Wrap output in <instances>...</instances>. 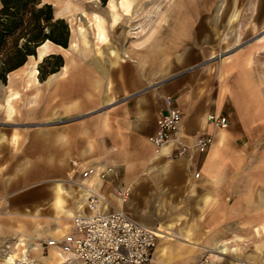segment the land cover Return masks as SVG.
<instances>
[{"label":"crops","instance_id":"obj_1","mask_svg":"<svg viewBox=\"0 0 264 264\" xmlns=\"http://www.w3.org/2000/svg\"><path fill=\"white\" fill-rule=\"evenodd\" d=\"M116 1L109 7L112 23L119 19ZM131 1L121 7L123 14ZM188 18L189 12L184 13L171 38L183 35ZM84 25H74L83 42ZM102 27L105 39L99 40L92 21L94 36L104 45L89 61L76 54L73 63L65 56L58 85L43 86L42 111L35 112L34 98H28L21 118L14 115L22 124L0 129V199L8 202H0V235L37 233L28 227L53 219L54 207L69 221L75 211L64 208L61 185L82 181L81 171L94 167L99 170L92 185L107 196L109 210L123 209L133 220L158 229L151 264H193L207 250L223 253L221 259L211 254L213 264H264V82L253 68V54L235 51L214 70L197 68L190 56L179 58L171 69L155 63L147 69L140 44L127 50L130 44L116 46L103 21ZM128 31L132 37L146 33L139 24L129 25ZM43 43L36 58L29 56L33 62L26 74L34 81L37 61L56 47L66 50L50 40ZM43 45L47 50L39 55ZM19 68L8 78L20 74ZM25 88L28 95L34 93ZM14 95L3 103L9 116L14 98L11 107L6 100ZM167 96L182 118L171 141L156 149L148 137L166 109ZM211 113L224 115L226 127L208 120ZM70 115L76 118L61 120ZM38 119L60 122L27 123ZM204 133L212 141L201 152L192 143ZM182 144L187 147L178 153ZM122 185L130 187L123 203L115 195ZM79 196L76 208L84 201L82 191ZM71 229L69 223L38 232ZM49 255L56 256L49 250L45 259L52 264Z\"/></svg>","mask_w":264,"mask_h":264},{"label":"rangeland","instance_id":"obj_2","mask_svg":"<svg viewBox=\"0 0 264 264\" xmlns=\"http://www.w3.org/2000/svg\"><path fill=\"white\" fill-rule=\"evenodd\" d=\"M43 1L52 5L55 18H62L68 26V45L63 47L66 50L56 47V52H53V54H60L63 60L67 56L74 63L75 55L79 54L89 61L94 50L98 46L104 45L96 39L92 30L93 16L97 14L103 21L108 39L116 46L118 44L121 46L130 44V46H127V50L129 47L134 49L139 44L141 45V54H145L148 60L147 69H150V66H153L154 63L158 66L167 65L172 68L174 62L179 58L190 56L194 58L197 68L211 67L214 70L221 59L223 61L226 56L233 52L245 49L253 54V68L264 82V0H132L127 15L123 14L125 12L123 8L116 9L119 19L114 23L111 22L112 12L109 9L112 0L110 2H108L109 0ZM186 12H189V18L184 23L186 28L183 35L177 39L171 38ZM232 12L235 13L233 20L230 19ZM213 18H216L217 22ZM75 23L79 26L85 24L86 39L84 42L74 31ZM135 24L142 25L146 33L135 34L136 37H132L133 34L128 29L129 25ZM71 41H76L77 45H70ZM234 45V49L226 51ZM32 56L33 58L37 57L36 53ZM44 57L35 64L38 70L36 81L26 74V69L31 68L33 62V58L29 56L19 66L20 68L17 67L20 74L9 79L8 73L5 82L0 80L1 130L7 128L8 123L22 124V121H14V115H19V118H21V110L25 111L28 98L29 100L34 98L35 112H41L43 86L55 87L58 85V71L60 68L53 72L55 74L51 77L50 75L53 73L46 75L43 80L39 78L41 74H46L57 61L55 58L47 61L42 66L41 74H39V65ZM25 87H29L34 93L28 95ZM32 87L34 88L32 89ZM13 92L17 94V97L12 100V111L9 116V111L3 106V103L5 97ZM74 118H76L75 115H70L61 120H74ZM59 122V119H38L27 123L43 126L58 124ZM61 186L66 191L62 194L64 208L68 211H76L77 201L81 198L79 196L81 191L71 181H66ZM69 223H71V219L67 221L65 214L54 207L53 219L46 222L36 221L32 227H28V230H35V232L52 230ZM48 259L56 261V257L52 255H49ZM3 262H1L0 257V264H3Z\"/></svg>","mask_w":264,"mask_h":264},{"label":"built area","instance_id":"obj_3","mask_svg":"<svg viewBox=\"0 0 264 264\" xmlns=\"http://www.w3.org/2000/svg\"><path fill=\"white\" fill-rule=\"evenodd\" d=\"M166 109L157 120L155 131L148 140L159 149L167 145L181 122V112L173 104L170 96L165 97ZM217 127H226L227 119L221 114H208ZM212 141V135H199L192 145L199 151H205ZM182 144L178 153L186 149ZM93 172L92 167L81 171V177L87 178ZM197 175V173L195 174ZM99 176H104L101 172ZM84 194V201L71 216V230L59 234L37 232L27 235H0L1 262L7 264H47L49 250L55 249L59 260L54 264H151L152 252L159 238L157 228L133 220L123 209L109 210L107 196L93 185L75 181ZM130 194V187L122 185L116 188L115 195L121 203ZM5 206L7 200L0 199ZM215 252V251H214ZM207 250L193 264H213ZM217 259L223 253L216 251Z\"/></svg>","mask_w":264,"mask_h":264},{"label":"trees","instance_id":"obj_4","mask_svg":"<svg viewBox=\"0 0 264 264\" xmlns=\"http://www.w3.org/2000/svg\"><path fill=\"white\" fill-rule=\"evenodd\" d=\"M69 29L62 18H55L52 5L43 0H0V80L21 66L27 56L45 40L67 47ZM57 61L46 74L42 66L50 59ZM63 65L60 54H49L39 65V78L57 71Z\"/></svg>","mask_w":264,"mask_h":264},{"label":"bare ground","instance_id":"obj_5","mask_svg":"<svg viewBox=\"0 0 264 264\" xmlns=\"http://www.w3.org/2000/svg\"><path fill=\"white\" fill-rule=\"evenodd\" d=\"M113 1V0H112ZM126 1L127 0H117L116 2H117V5L118 6H121V7H123V6H125L127 3H126ZM110 6H111V9H113L114 8V3L113 2H110ZM127 10V9H126ZM65 11V10H64ZM234 16H235V13L234 12H232L231 13V15H230V19H232L233 20V18H234ZM92 19V18H91ZM93 24H94V26H95V30H96V37H97V39H99V40H103V39H105V34H104V30H103V27H102V19H101V17L99 16V15H97V14H94V16H93ZM78 30V29H77ZM48 41V40H47ZM44 44V43H43ZM75 44V43H74ZM42 45V44H41ZM235 48V45L234 46H231V47H229L227 50H232V49H234ZM47 50V45H43V46H41L40 48H39V55H41L42 53H44L45 51ZM99 52V51H98ZM211 58L213 57V56H210ZM35 61V60H34ZM33 70H35L34 68H33ZM36 71V70H35ZM33 76V75H32ZM17 97V94L16 95H14V96H11V97H8L7 98V103L6 104H8V106L9 107H11V100L13 99V98H16ZM4 105V104H3ZM7 108V107H6ZM93 168V172L91 173V175L88 177V178H85V179H83L81 182L82 183H84V184H87V185H92V179L94 178H96V175H97V172H98V170L99 169H97V168H94V167H92ZM84 180H87L86 182H84ZM157 232L159 233V231H158V229H157ZM218 248H221L220 246L218 247ZM222 248H223V246H222ZM225 248V247H224ZM52 251H53V253L55 254V256H56V261L54 262V263H57L58 262V260H59V254H58V252L55 250V249H51ZM54 263H52V264H54ZM3 264H7V262L6 261H4L3 262Z\"/></svg>","mask_w":264,"mask_h":264},{"label":"water","instance_id":"obj_6","mask_svg":"<svg viewBox=\"0 0 264 264\" xmlns=\"http://www.w3.org/2000/svg\"><path fill=\"white\" fill-rule=\"evenodd\" d=\"M35 53H36V55H37V48L35 49Z\"/></svg>","mask_w":264,"mask_h":264}]
</instances>
